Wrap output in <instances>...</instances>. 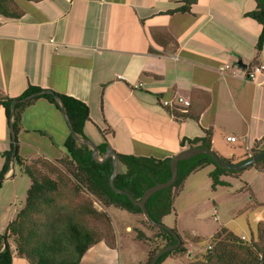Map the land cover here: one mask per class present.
I'll return each instance as SVG.
<instances>
[{
  "label": "crops",
  "instance_id": "0c3cea01",
  "mask_svg": "<svg viewBox=\"0 0 264 264\" xmlns=\"http://www.w3.org/2000/svg\"><path fill=\"white\" fill-rule=\"evenodd\" d=\"M182 1L14 0L20 16H0V97L14 99L30 86L72 97L88 108L86 138L95 146L104 138L116 154L172 157L187 148L180 147L181 139L199 138L210 130L211 149L220 157L248 158L256 142L264 143V78L250 82L245 76L250 67L264 64V42L258 56L254 49L260 26L244 16L255 9V3L196 0L188 12H172ZM225 65L229 69L220 72ZM174 96L190 102L196 122L175 119L161 106V100ZM9 123L0 109V168L11 143ZM68 135L61 112L37 99L21 113L18 155L27 161L60 159ZM16 168L9 167L2 183L13 182L9 179ZM212 169L207 166L183 182L180 192L187 190L190 196L187 209L207 199L201 192L206 181L214 201L245 197V203L234 210L235 214L253 211L249 232L254 237L244 235L241 225L237 236L255 241L256 226L264 225V171L245 169L222 178L228 186L211 190ZM22 204L8 213L0 206V234ZM129 215L132 218L122 231H116L113 249L100 242L79 264H145L149 248L134 240L135 235L129 236L134 228L142 232L134 225L138 215ZM169 216L162 219L168 226ZM230 222L220 229L230 231L226 228ZM125 240L142 247V252L127 247L121 254ZM186 249L184 255L168 257L161 264L193 262L198 253L192 245ZM11 264L28 263L13 253Z\"/></svg>",
  "mask_w": 264,
  "mask_h": 264
},
{
  "label": "trees",
  "instance_id": "16d2710c",
  "mask_svg": "<svg viewBox=\"0 0 264 264\" xmlns=\"http://www.w3.org/2000/svg\"><path fill=\"white\" fill-rule=\"evenodd\" d=\"M26 1L37 2L39 0ZM253 1L255 9L245 13L244 16L260 26L254 46L256 56H258L264 42V0ZM195 2L196 0L182 1L181 6L172 12L186 13ZM20 14L14 0H0V16L16 18ZM39 91H41L40 88L30 86L14 99L0 97V109L5 119L9 122L12 101L21 100ZM52 94L59 96V104ZM52 94H43L25 102H17L11 118L12 134L16 137L20 129V118L24 108L42 98L58 111L61 106L69 118L75 135L78 138L87 139L83 132L84 125L90 122L86 105L63 94L54 92ZM189 110L187 108L186 111L180 112L178 108H167L168 113L175 119H190L196 122V114H191ZM210 140L211 131L204 130L202 137L192 140L181 139L180 147L211 149ZM106 146L107 142L104 138L101 144L95 146L98 159L104 156ZM11 149L12 143L8 145L7 152L3 156L0 183L8 172L12 159L19 172L27 177L29 186L22 206L0 234V264H11L13 253L18 257H23L28 264H79L83 255L100 242L113 249L114 243H107L104 238L97 236L94 230L89 229L83 223V217L105 218L107 217L106 212H98L91 206V203L80 202L72 206L70 200L77 197L79 193L85 192L104 208L113 207L128 214L142 216L139 206L132 204L125 195L114 192L110 187L112 158L108 157L102 162H96L91 155L90 147L77 142L70 134L63 142L64 156L56 160L57 166H61L65 173L45 159L27 161L20 157L17 151L11 156ZM262 150H264V143L256 142L250 149V155H255ZM116 155L118 169L113 185L116 189L128 193L135 201H138L147 189L164 183L170 178L171 157ZM246 158L247 156L239 161H233L221 157L227 163H239ZM207 166L213 168L208 174L211 190L220 186H228L222 178L237 176L243 171L225 170L214 164L206 155H195L178 162L177 175L173 184L156 191L145 202V209L150 219L156 223H162L164 217L172 214L174 199L180 193L185 179ZM249 168L264 171V158ZM143 223L153 230L151 237L156 242L151 246L149 245L151 237H146L140 231H137L135 235V240L146 244L149 248L145 262L148 264L160 250L175 244V240L167 231L150 225L144 218ZM171 229L178 235L180 245L164 253L154 264H161L168 257L181 256L187 252L185 240L175 228ZM256 232L255 241L242 240L239 236L221 228L210 237L206 250L189 264H264V225L258 224ZM3 237L6 240L5 246H3ZM10 240L14 244L13 248L7 243Z\"/></svg>",
  "mask_w": 264,
  "mask_h": 264
},
{
  "label": "rangeland",
  "instance_id": "374dc122",
  "mask_svg": "<svg viewBox=\"0 0 264 264\" xmlns=\"http://www.w3.org/2000/svg\"><path fill=\"white\" fill-rule=\"evenodd\" d=\"M63 154H65L64 149ZM48 161L51 162L52 165H58V162L56 160ZM57 167L65 173V170L61 166ZM9 180H12L13 182L8 181L9 183H0V206L3 208L5 213L10 212V210L12 209L15 211L19 207L20 203H23L26 191L29 186L27 177L24 174H21L18 168L15 169L13 177ZM6 188L8 190L7 196L4 195ZM201 192L206 195L205 198L207 199L202 204L188 209L186 205L190 198L189 193L187 192V190L180 192L181 194L176 200H174V212L170 214L168 219L170 226L162 222V224L168 228L175 227L177 233L181 236V238L186 240V243H189V245L186 244V246H188L189 249L191 245L193 246L195 252L198 253L197 256L201 255L206 250L207 245L209 244L210 237L216 231H218L221 226L223 227L222 223H225V221L231 220L226 228L229 229L232 234L236 236L240 235L241 232L237 229V226L241 225L245 229L244 235L248 237L251 235L254 237L253 234H250V232L252 233L253 231L251 225L253 223L251 217L253 211L243 210L238 214H235L234 210L237 204L241 205L245 203V197H227L225 202L223 201L221 203L218 202L217 199L214 201L213 199H211L212 194L209 191L207 181L205 183V188H202ZM223 195L224 194L219 195L221 196V199L225 198ZM80 202H84V204L91 203V206L98 212H106L105 215L107 217L105 218L83 217V223L89 229L94 230L97 236H101L102 238H104L107 243L115 244L117 241L115 238L116 231H122L124 223H126V221L130 220V218L132 217L125 211H121L113 207L104 208L96 199L86 194L85 192L79 193L77 197H74L73 200H70L72 206L79 204ZM107 213L112 218L113 222L111 221ZM247 221L250 228H248L249 226H247L246 224ZM134 225L140 227L142 229V233L146 234V237L150 238L152 236L153 230L143 223V217L141 215H138V221ZM137 231L139 230L134 228L133 230H131L129 236L136 235ZM150 239L151 243H149V245L153 246L154 244H156L153 237H151ZM10 242L14 247L12 240H10ZM127 243L129 245H127ZM127 247L133 249L136 248L138 250V253L142 252V247L139 248L135 243L130 244L127 240H125L122 241L121 254H125V252L128 251ZM137 256L138 255H136V257ZM178 262L179 261L169 260L167 261V264H179Z\"/></svg>",
  "mask_w": 264,
  "mask_h": 264
},
{
  "label": "water",
  "instance_id": "95a60500",
  "mask_svg": "<svg viewBox=\"0 0 264 264\" xmlns=\"http://www.w3.org/2000/svg\"><path fill=\"white\" fill-rule=\"evenodd\" d=\"M43 94H52V92L50 90H41V91L33 93V94H31V95H29V96H27L21 100H16V101L14 100L10 103L9 129L11 132H12L11 118H12L13 113H14L15 104L17 102L28 101L32 98H35V97H37L39 95H43ZM52 95H53L54 100L59 104V96L54 95V94H52ZM60 112H61V115H62L66 125H67L69 134L77 142L86 144L87 146L90 147L91 155L96 162H102L104 159H106L108 157L112 158V172H111V175L109 178V185L113 189V191L118 193V194L125 195L132 204L139 206V208L141 210V214L147 223H149L152 226L164 229L169 234H171V236L174 238L175 244L160 250L158 253L155 254V256L152 258V260L148 264H154L158 260V258L160 256H162L164 253L169 252V251L175 249L176 247H178L180 245V239H179L178 235L171 228L164 226L162 223H156V222L152 221L150 219V217L148 216L146 209H145V202L147 201L149 196H151L156 191L168 188L173 184V182L176 179V175H177V164H178V162L189 159L195 155H206V156L210 157L211 160L214 162V164H216L217 166H219L225 170H228V171L237 172V171H242V170L248 169L250 166L254 165L256 162H258L259 160L264 158V150H262L261 152L255 154V155L249 156L248 158H246L242 162L227 163V162H224L221 159V157L218 154H216L212 149L186 148V149H183V150L177 152L175 155H173L171 157L170 162H169L170 178L164 183L155 185V186L147 189L142 194L141 198L138 201H135L128 193L116 189L113 185V180H114L115 174H116L117 169H118V161H117V155L112 150V148L110 146H106L104 156L101 159H98L97 158V152L95 149V145L91 141H89L88 139L78 138L72 129V126L70 124V121H69L67 114L65 113V111L63 110V108L61 106H60ZM11 143H12L11 156H13L17 151V140H16V137L14 134L11 135ZM13 165L14 164H13L12 159H11L10 167H11L12 171H13ZM12 171H11V173H12ZM7 177H10V175ZM4 178H5V176H4ZM2 241H3V246H5L6 240L4 237H3Z\"/></svg>",
  "mask_w": 264,
  "mask_h": 264
},
{
  "label": "built area",
  "instance_id": "2783aa9c",
  "mask_svg": "<svg viewBox=\"0 0 264 264\" xmlns=\"http://www.w3.org/2000/svg\"><path fill=\"white\" fill-rule=\"evenodd\" d=\"M229 69L228 65L223 66L222 68L219 69L220 72H223L224 70ZM246 79L250 82L255 81V79L259 76L264 78V64H256L252 67H250L246 71ZM141 84H138L137 86H140ZM160 104L162 107L166 108H180V112L186 111V109L190 106V102L180 96H174L172 100H161ZM226 141L228 142H234V138L232 137H227ZM215 215V213H214ZM242 240H244L243 237H241Z\"/></svg>",
  "mask_w": 264,
  "mask_h": 264
},
{
  "label": "clouds",
  "instance_id": "9594fccd",
  "mask_svg": "<svg viewBox=\"0 0 264 264\" xmlns=\"http://www.w3.org/2000/svg\"><path fill=\"white\" fill-rule=\"evenodd\" d=\"M9 175H10V177H11V176H12V173H11V174L9 173L7 176H9Z\"/></svg>",
  "mask_w": 264,
  "mask_h": 264
}]
</instances>
